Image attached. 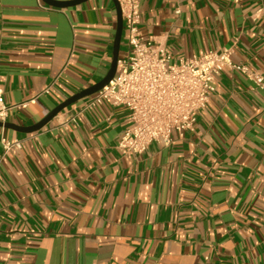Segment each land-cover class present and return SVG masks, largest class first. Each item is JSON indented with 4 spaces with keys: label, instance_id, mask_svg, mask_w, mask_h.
<instances>
[{
    "label": "crops",
    "instance_id": "1",
    "mask_svg": "<svg viewBox=\"0 0 264 264\" xmlns=\"http://www.w3.org/2000/svg\"><path fill=\"white\" fill-rule=\"evenodd\" d=\"M140 4L143 36L174 59L231 49L264 75V0ZM116 30L112 0H0V91L28 103L6 123L34 126L100 82ZM85 100L37 133L0 128L22 141L0 142V264H264V91L226 69L195 131L139 156L115 148L130 112L78 114Z\"/></svg>",
    "mask_w": 264,
    "mask_h": 264
},
{
    "label": "built area",
    "instance_id": "2",
    "mask_svg": "<svg viewBox=\"0 0 264 264\" xmlns=\"http://www.w3.org/2000/svg\"><path fill=\"white\" fill-rule=\"evenodd\" d=\"M117 1L124 21L127 53L118 61L116 77L86 98L78 114L92 111L105 101H111L114 107L126 108L132 126L115 147L121 153L139 156L154 143L169 146L174 133L183 136L194 132L196 114L210 103L216 82L226 69L242 73L254 89L264 91V75L245 64H234L231 49L174 59L164 47L155 46L143 36L140 0ZM27 106L28 103L7 105L0 91V122L6 123L13 110ZM76 118L71 115L67 122L76 123ZM67 122L64 125L69 128ZM0 142L4 155L22 148L21 140H10L4 135Z\"/></svg>",
    "mask_w": 264,
    "mask_h": 264
},
{
    "label": "water",
    "instance_id": "3",
    "mask_svg": "<svg viewBox=\"0 0 264 264\" xmlns=\"http://www.w3.org/2000/svg\"><path fill=\"white\" fill-rule=\"evenodd\" d=\"M43 1H45L47 4L53 7L68 8V7H73L81 3H84L87 0H73V1H68V2H56L53 0H43ZM112 1L117 11V30H116V36H115V41H114V58H113V63H112L109 73L100 82L79 92L78 94L72 96L71 98L63 102L61 105L55 108L46 118H44L38 124L34 126H30V127H17L9 123L0 122V128L13 129V130L25 133V134L37 133L41 131L44 127H46L55 117H57L65 109L71 107L72 105L78 103L81 100H84L90 96H93L94 94L99 92L101 89H103L105 86H107L116 77L117 72H118V61L120 59V51H121V45H122V40H123L124 21H123L120 4L118 3L117 0H112Z\"/></svg>",
    "mask_w": 264,
    "mask_h": 264
}]
</instances>
